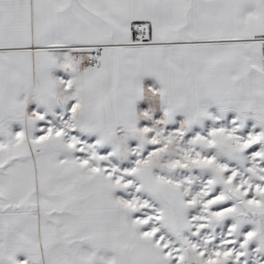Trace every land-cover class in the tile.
Returning <instances> with one entry per match:
<instances>
[{"label": "snow or ice", "instance_id": "snow-or-ice-1", "mask_svg": "<svg viewBox=\"0 0 264 264\" xmlns=\"http://www.w3.org/2000/svg\"><path fill=\"white\" fill-rule=\"evenodd\" d=\"M0 264H264V0H0Z\"/></svg>", "mask_w": 264, "mask_h": 264}]
</instances>
